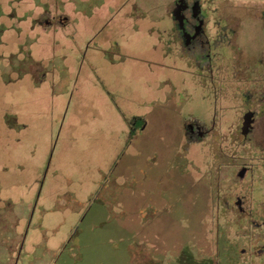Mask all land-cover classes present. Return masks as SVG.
Returning a JSON list of instances; mask_svg holds the SVG:
<instances>
[{
  "label": "rangeland",
  "instance_id": "rangeland-1",
  "mask_svg": "<svg viewBox=\"0 0 264 264\" xmlns=\"http://www.w3.org/2000/svg\"><path fill=\"white\" fill-rule=\"evenodd\" d=\"M133 2L0 0V264H264V140L198 139L210 92Z\"/></svg>",
  "mask_w": 264,
  "mask_h": 264
},
{
  "label": "flooded vegetation",
  "instance_id": "flooded-vegetation-1",
  "mask_svg": "<svg viewBox=\"0 0 264 264\" xmlns=\"http://www.w3.org/2000/svg\"><path fill=\"white\" fill-rule=\"evenodd\" d=\"M132 1L133 11L138 4ZM157 6L170 13L173 39L193 61L212 97L213 119L198 117V139L264 140V41L258 48L243 49L233 34L248 22L264 29V0H158ZM237 6H242L243 20L236 16ZM228 80L240 83L238 89L224 92ZM228 115L232 125L223 132L220 126ZM258 153L254 155L263 160V146ZM248 168L243 166L244 173ZM260 253L264 256V247Z\"/></svg>",
  "mask_w": 264,
  "mask_h": 264
},
{
  "label": "water",
  "instance_id": "water-1",
  "mask_svg": "<svg viewBox=\"0 0 264 264\" xmlns=\"http://www.w3.org/2000/svg\"><path fill=\"white\" fill-rule=\"evenodd\" d=\"M244 174V171L241 172V175ZM238 204L240 205L241 204V201H238Z\"/></svg>",
  "mask_w": 264,
  "mask_h": 264
}]
</instances>
